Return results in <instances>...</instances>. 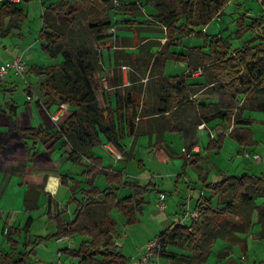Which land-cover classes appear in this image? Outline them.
<instances>
[{
	"label": "trees",
	"instance_id": "trees-1",
	"mask_svg": "<svg viewBox=\"0 0 264 264\" xmlns=\"http://www.w3.org/2000/svg\"><path fill=\"white\" fill-rule=\"evenodd\" d=\"M30 1L34 0H21L17 5L8 0L0 3L1 36L7 35L4 31L7 19L23 21L27 18L25 10L19 5ZM114 1L81 0L79 5H73L68 0H61L43 8L41 50L51 59L62 57L63 61L44 71L47 79L42 84V91L48 101L46 104L39 100L36 103L41 110L42 128H18L16 105H10L7 115L3 106H0V114L8 116L13 122L16 132L12 135L18 134L20 141L25 137L34 141L43 140L52 148L54 143L64 138L71 146L69 160L73 164L81 165L84 160L92 163V167L85 172L89 177V187L81 190V198L77 197V188H72L73 194L68 205H74L73 218L66 219L67 206L63 209L50 206L47 219L55 224L56 233L50 237H38L32 244V250L27 253L19 252L18 243H12V252L3 257L9 264H24L25 258L35 247L45 240L60 236H69L71 239L86 237L78 249L63 250L64 254L77 259L78 264H129L117 242V222L112 213L117 209L128 225H135L139 222L137 214L143 213L146 195L151 191L162 192L153 182L143 185L131 181L121 172L104 167L94 153L103 144V138L124 158L132 159V152H127L122 145L126 137L139 138L144 133V124L152 118L165 117L167 113V117L172 118L195 108L202 123L210 125L216 121L226 122L233 126L229 136L241 146L256 144L250 130L254 120L246 113H264V43H248L232 51L230 42L212 36L205 40L203 47L191 49L189 56L170 52L171 47H181L183 40L189 36L203 37L202 30L221 17L232 0H173L171 3L158 4L154 23L162 26L159 31L165 35L167 42L165 45L160 42L149 44L148 47H158L160 51L150 54L146 62L130 61L139 70L138 77L134 74L129 76L130 86H124L121 79L116 85L112 101V95L101 85L104 72L102 48L113 37L105 33L114 26L110 12H122L134 18L144 17L136 4L143 0L118 6H115ZM100 4L107 11L105 18L99 9ZM81 23L84 26L78 27ZM124 24L139 33L146 29L145 25H149L139 21H127ZM238 26L239 32L247 29L245 21L239 22ZM249 29L257 30L264 40V17L255 18ZM138 41L136 45L142 42ZM204 49H208L209 54H205ZM192 53L198 54V62L192 61ZM207 56L212 59L208 66L205 65ZM168 60L174 63L189 61L191 70L202 69L205 83L200 86L188 85L185 77L164 78V67ZM146 77L150 81L149 86L155 84L163 90L157 102L150 98L152 91L148 89L149 86L145 87L143 80ZM206 88L205 93L220 96V102L206 104L190 101L191 94H198ZM27 92L32 98L29 89ZM53 105L72 107L74 110L58 125H54L44 112ZM10 140L8 134L0 133V144H9ZM225 141L226 135L220 134L209 142L206 152L219 154ZM203 160L204 157L199 154L186 159L189 165L194 166ZM100 175L105 176L109 183L106 190H100L94 184ZM67 179V176H62V183H66ZM205 188L212 197H204L195 205L199 219L190 221V224L179 221L158 234L156 239L159 247L154 252L158 250L161 255L177 258L167 249L186 247L190 251L185 258L189 264H211L209 260L212 258L213 245L219 240L231 246L241 244L246 254L247 240L242 236L248 235L255 224L260 225L259 239L264 240V174L225 175L217 182L206 184ZM123 190H129L131 195L120 198L119 193ZM215 198L216 205L213 203ZM259 200H262L261 204ZM218 255L220 259H227L226 264H238L228 252L221 251Z\"/></svg>",
	"mask_w": 264,
	"mask_h": 264
},
{
	"label": "crops",
	"instance_id": "crops-1",
	"mask_svg": "<svg viewBox=\"0 0 264 264\" xmlns=\"http://www.w3.org/2000/svg\"><path fill=\"white\" fill-rule=\"evenodd\" d=\"M136 0H115L114 4L115 6L122 5V4H131L135 3ZM262 4H264V0H260ZM232 4V1L230 2ZM229 3V4H230ZM140 9L143 12L144 17L141 18H134L130 14H124L122 12H116L118 14H122L120 17L124 22L127 21H139L143 23H147L149 25H145L144 28L138 36L133 34V30H131V33L126 37L125 40H122L118 34L112 37V39H108L106 43H108L110 40H114L113 43L115 44L116 41H118V44L114 45V47L111 46L109 50V55L107 58V62L103 59L104 62V70H107L108 68H123V67H129L131 68V65L127 64V62H130L132 60H142L143 62H146L150 54H157L160 51V48L158 47H148L149 44H153V42H160L161 45H165L167 42V39L165 35L159 31L161 27L152 28L151 22H156L155 20L149 19V10L152 11L151 7L147 5V0H143L141 2H136ZM228 4V6H229ZM17 5V4H16ZM145 7H148V11L145 10ZM43 9V8H42ZM227 8L224 9V12L221 17L225 15ZM26 12V10H25ZM111 14V12H110ZM260 16L264 15H259ZM111 17V15H110ZM221 17L215 19L214 21L220 19ZM248 18V17H247ZM8 20V19H7ZM6 20V21H7ZM246 26L249 27L250 25L246 23ZM120 29V27H117ZM148 28V29H147ZM117 29V30H118ZM160 32L161 35H156L154 33H151V31ZM20 32L22 30H19ZM257 31V30H256ZM255 30L253 32H256ZM143 32H147V34H144ZM258 32V31H257ZM119 33V32H118ZM23 33H20L19 35L22 36ZM163 34V35H162ZM206 38H210L212 36L204 34ZM218 38H222L223 40H227L232 45V51H234L237 48L233 47L232 42L230 39L225 38L221 34L215 35ZM194 36H189L185 39L184 46L179 47H171L170 52L171 53H179L184 56H189L191 54L190 50L194 48H199L198 45L188 46L187 42ZM262 38V37H261ZM134 40H136V43L134 45ZM138 40H142V42L138 44ZM120 41V43H119ZM123 41V42H121ZM247 43L245 44V46ZM33 46V45H31ZM38 46V44L35 43L32 49L28 50V52H25L24 57L28 56L30 57L29 63H31L29 67L30 71L38 72L39 74H44V71L46 68L59 65L62 63L63 58L59 57L55 61V64L53 65H47V63L44 62L43 52H34V54H30V52L35 49ZM242 48V47H240ZM205 54H209V51L207 49H204L203 51ZM43 55V56H42ZM103 56V51H102ZM18 57V56H16ZM46 57H48L46 55ZM128 59L127 62H122V59ZM24 59V58H23ZM192 61H199V56L196 53H192L191 55ZM37 60H39L41 63H38ZM62 60V61H61ZM10 61V60H9ZM25 61V59H24ZM8 62V61H6ZM5 62V63H6ZM212 62V59L210 57H206L205 59V65H210ZM5 63H2L0 66H3ZM153 61L150 63L147 76L150 73V70L152 68ZM28 65V64H27ZM132 70V68H131ZM130 73V72H129ZM164 78H175V77H185L188 85H203L205 83V76L202 69L197 70H191L189 67V61L186 62H180V63H174L172 60H168L165 67H164ZM12 76L16 77L13 73H11ZM11 76V77H12ZM190 76V77H188ZM42 78V77H41ZM47 79V78H46ZM45 79V81H46ZM123 80L124 86H130L131 82L128 79V73L126 71L121 72V74L118 75V77L115 79L113 85L111 88H109L107 85H104L105 91H110L117 89V84L120 80ZM129 82V83H128ZM145 83L146 80H143ZM150 82V81H148ZM149 86L148 83H145V87ZM30 92L34 94L32 86L28 87ZM152 91L150 94V98H154V102H157V98H159L162 95V91L160 86L152 84L148 87ZM155 89H157L155 91ZM206 89L201 90L200 93L192 95L190 101L195 103H216L220 102V98H218V95H209L206 94ZM156 92V93H155ZM31 93V94H32ZM109 93V92H108ZM112 95V101H113V94ZM44 97V96H43ZM217 97V98H216ZM34 95H32V98L29 97V99L32 101L34 100ZM41 100L42 104H46L48 101V98H39ZM152 100V101H153ZM16 105V115L18 120V128L20 129H29V128H42L43 126V119L41 115V110L38 108V106L35 104L36 102H25L24 104H19L16 102H12ZM3 109L6 112V115L8 114V110L3 107ZM72 107L67 106H58L53 105L51 108L47 111L45 110V114L50 120L52 121V124L58 125L63 119L68 117L73 112ZM185 111V110H184ZM0 114V128L4 131V133L8 134L9 137L13 138L12 141L9 143L8 147H4V153L8 155L7 159L4 160L0 158V264H9L4 260V255L10 254L13 250L12 243H18L19 247L18 250L21 253H27L32 250V244L36 241L38 237L37 236L35 241H33V229L35 228V222L36 219L39 218L41 221H45L46 224H52L53 222H49L47 219V211L50 206H59L61 209H63L67 205V212L70 213V210H74V205H69L68 202L70 198L72 197L73 191L72 188H77L76 194L78 198H81V190L87 189L89 187L88 179L89 177L85 174L91 167L92 163L84 160L81 165L73 164L69 160V155L72 152L71 146L66 142L64 138H60L56 143H54L53 147L50 148V144L44 143L43 140L40 141H34L28 137H25L22 139V141L19 140V135H12L14 132H16L15 127L13 125V122L8 118V116ZM169 114H165V117L160 118H152L150 121H148L145 126V130H143V135H141L139 138L135 139L133 137H126L122 141V145L124 146L125 150L127 152H132L134 158L127 159L126 157L123 160H118L117 155L121 154L119 153L112 145L108 144L106 140L103 138V144L94 150V153L96 157L99 159L101 164L106 167L110 168L116 172L123 173L125 170V167H121L120 164L123 162H128L129 160H138V152L141 150L144 153H148V155H153V153L157 154L159 158L164 162L166 166L172 165L175 170H178V168H182L183 170V178L185 180V183L187 185V192L188 197L185 200L177 199V201L166 204V195L164 193H160L159 195V201L157 204V208L159 212L155 216V219H157L159 222H164L167 220L168 214L167 211L170 209L175 210L174 213L177 215L175 218V222L177 223L180 221L181 218L185 215V211L187 208H190L191 211H195V206H193V203L195 202V198L198 199L197 203L202 200L205 196V185L210 182H217L219 181L223 176L225 175H231L233 174V169L228 170L226 173L225 169L219 166L217 163L210 165L208 167L204 166L203 160L197 167H200L202 169L201 175L196 179L197 182L194 183L192 181L191 176L188 174L190 173V168L192 167L189 165L186 161L185 164H182L181 159H187V154H190L192 156L194 155H202L204 159L208 155L206 152V147L208 143L212 139H216L220 134H229L232 129L228 132L219 131L217 132L220 127L224 124V122L216 121L212 123V125H206L201 122L199 114L195 108H191L186 110L183 114H177L176 116L170 118L167 117ZM61 116L60 121H55L54 117ZM159 117V116H157ZM252 117V116H251ZM147 125V126H146ZM52 131V130H51ZM143 138H147L148 142H142ZM253 138V137H252ZM180 139L179 145L181 146L180 149L183 150L182 154L180 151H175L174 144L176 140ZM14 140H17L15 142ZM228 142V139L225 141L224 148L226 147ZM253 142H256V140L253 138ZM155 147V148H154ZM7 149V150H6ZM140 149V150H139ZM246 152L248 149H244ZM221 153V152H220ZM215 154V153H212ZM254 153L253 155H255ZM249 156V155H247ZM253 157V156H252ZM141 165L144 166V160H139ZM264 166V164H263ZM262 165L260 166V168ZM215 173L216 180L210 181V174ZM124 175V174H123ZM62 176H67L68 179L66 180V183H62ZM181 176V175H177ZM179 179V178H178ZM94 184L97 188L100 190H106L109 188V183L106 180V177L103 175L98 176ZM199 184H203L202 187H200ZM177 189V188H176ZM199 191V194L197 192ZM161 194H164L165 199V208H160L161 203ZM131 195V192L129 190H123L119 193L120 198H125ZM28 204V208H27ZM174 205V206H173ZM38 214V217L34 214V211H40ZM69 210V211H68ZM74 212V211H73ZM73 216L71 217V219ZM30 225H28L29 220ZM70 219V220H71ZM26 221V224L24 225V222ZM255 223H256V217H255ZM55 226V224H54ZM172 227V226H171ZM170 227V228H171ZM56 228V227H55ZM255 235H260L261 233V227L260 225L255 224ZM157 236V235H156ZM155 236V237H156ZM43 237V236H42ZM86 237L82 236L81 239H85ZM242 238H245L247 240L246 242V248L247 253H243L242 245L236 244V245H229L228 243L223 244V248L220 247L218 252L223 251L225 248H232L230 257L233 258L234 261H236L238 264H253V252L252 247L254 248H260L263 247V256L261 258V261H264V245L260 240L254 239L252 235L248 234L245 236H242ZM154 239H148L145 243H148L150 240ZM56 240V239H55ZM251 240V241H250ZM264 241V240H262ZM28 245V246H27ZM143 244V256H145L146 249L144 248ZM27 246V247H25ZM219 248V246H215L213 249V252L215 249ZM37 247L34 249L28 257L33 256V253ZM69 249V248H68ZM70 249H73V247H70ZM255 249V250H256ZM59 250H64L59 249ZM58 250V251H59ZM242 250V251H241ZM240 251V252H239ZM242 253V254H241ZM67 256V255H66ZM28 257L25 258L24 264H28ZM65 257V254H64ZM57 258V254H56ZM17 259V256L14 257V260ZM219 260V259H218ZM224 261V264H226L227 259H221ZM37 262L44 264L45 262L41 259L37 258ZM155 264H160L159 260H154ZM260 261V262H261ZM255 261L254 264H256ZM51 264H54V262ZM139 264H142V260Z\"/></svg>",
	"mask_w": 264,
	"mask_h": 264
},
{
	"label": "rangeland",
	"instance_id": "rangeland-1",
	"mask_svg": "<svg viewBox=\"0 0 264 264\" xmlns=\"http://www.w3.org/2000/svg\"><path fill=\"white\" fill-rule=\"evenodd\" d=\"M61 0H34L30 2H24L20 4L19 6L26 10L27 18L23 21L17 20V19H8L5 22V28L4 31L6 32V36L0 35V65L2 63H5L6 61H11L12 59L16 58V56H21L25 59V62L28 64V66L31 64L29 63L30 57L25 56L24 53L28 52V50L32 49L33 46L38 44V46L33 49L30 54H34V52H43L41 50V43H40V33L43 27V21H42V14L44 7L50 5L51 3H57ZM73 5H79L81 0H68ZM167 2L171 3L173 0H147V5H149L152 9L150 11L148 7H145V10L148 11L149 19L155 20L156 16L158 15L157 5ZM99 9L102 13V17H107V11L103 5H98ZM227 10L225 12V15L221 17L220 19L213 21L209 26L204 28L203 34L206 33V35L209 36H215L217 34L223 35L225 38L230 39V41L233 44L234 48H240L244 47L245 44L251 43H264V40L261 38L263 35L259 32H253L247 27L245 30H241L239 32V22L245 21L250 26L252 25V22L254 21L255 17H258L259 15H264V4L260 2V0H232V4L230 3L229 6L226 7ZM111 18L113 20L114 26L112 29L115 31L113 32L112 29H108L105 31L106 34L115 36L116 34H120V38L122 40H125L126 37L131 33V29L129 25H125L124 21L118 16H121L122 14H118L114 11L111 12ZM248 17V18H247ZM152 28H159L162 26L155 25L154 22H151ZM84 26L83 23L78 24V27ZM120 27L118 29L117 27ZM128 27V28H127ZM118 29V30H117ZM19 30H22L21 32ZM119 32V33H118ZM20 33H23L22 36L19 35ZM139 31L134 30L133 34L138 36ZM144 34H147V32H143ZM156 34L161 35L160 32L157 31H151V33L148 34ZM163 35V34H162ZM194 37L187 42L188 46L198 45L199 47H203L205 45V40L207 38L205 36L198 37L196 35H193ZM188 38V37H187ZM112 39V38H110ZM186 39V38H185ZM183 40V46L184 41ZM114 40H110L108 43L103 45L102 51H103V59L107 62V58L109 55V50L111 46H114L113 43ZM123 42V41H121ZM120 43V41H119ZM33 45V46H31ZM182 46V47H183ZM180 49L179 47H177ZM208 50V49H207ZM209 51V50H208ZM38 52V53H39ZM45 54V53H44ZM43 56V55H42ZM43 60L47 65H54L55 61L54 59H51L50 57L43 56ZM62 61V60H61ZM122 62L129 61L128 59H122ZM38 63H41L39 60H37ZM130 62H127L129 64ZM104 65V62H103ZM131 65V64H129ZM1 67V66H0ZM132 68V70H131ZM131 68L128 67V79L131 74H134L136 77H138L139 70L135 69L132 65ZM136 72H134V70ZM121 72H124L122 68H108L107 70L103 72L101 76V85L104 88V85H107L109 88L113 85L114 78L116 79ZM130 72V73H129ZM8 75L7 79L4 81H0V106H3L5 109L9 110V107L12 102H16L19 104H24L25 102H36L39 100V98L45 97L44 92L42 91V84L45 82L46 74H39L35 71H28L27 74L24 77H14ZM42 77V78H41ZM144 80H146L145 83L148 82V77H146ZM130 81V79H129ZM129 83V82H128ZM144 83V84H145ZM32 86L34 94V100L29 99V94L27 90L28 87ZM105 90V89H104ZM109 93L113 94L114 91L110 90ZM148 94V91L147 93ZM207 94V93H206ZM44 96V97H43ZM46 98V97H45ZM217 98V97H216ZM220 98V96H218ZM41 101V100H39ZM42 102V101H41ZM35 103V104H36ZM247 116H252V119L254 120L253 125L250 127L252 137L256 140V144L245 147L241 146L237 141H235L232 137L229 136V134L226 135V139H228L227 145L221 153H215V154H208L206 158L204 159V166L208 167L213 164H218L222 168L225 169L226 173L228 170L233 169V174L231 176H241L244 173H250V174H257L262 175L264 174V113L255 111V112H247ZM212 125V124H211ZM232 129V126L230 124L224 122L222 127L217 131H224L228 132ZM4 131L0 128V133H3ZM12 141L13 138H10ZM17 142V140H14ZM142 142H148V139L143 138ZM180 139L176 140L174 144L175 151H180ZM209 144V143H208ZM9 144H0V158L6 160L8 155L4 153L3 149L4 147H8ZM155 148V147H154ZM248 151L246 152V150ZM7 150V149H6ZM140 150V149H139ZM183 150L180 151L182 154ZM256 153L260 155L262 162L257 163L253 159V154ZM138 160H129L128 162H123L120 164V166L125 167V170L123 172L124 176L128 177L131 181H137L143 185H147L150 182H153L154 184L158 185L160 187V191L166 195V204L172 203L177 201V199L185 200L188 197L187 192V185L185 183V180L183 178V170L182 168H178V170H175L172 165L166 166L164 162L159 158V156L155 153L153 155H148V153H144L141 150L138 152ZM249 155V156H247ZM143 159L144 166L141 165L140 161ZM182 164L186 163L185 159H181ZM262 167L260 168V166ZM190 173H188L192 181L194 183L197 182V178L199 181V177L201 175L200 167L191 165ZM181 176H177V175ZM179 178V179H178ZM215 173L210 174V181L216 180ZM198 183V182H197ZM200 187L203 186V184H199ZM177 188V189H176ZM205 196L207 198H211L212 194L205 188ZM199 194V191L197 192ZM159 195L160 192L157 191H151L149 194L146 195V203L144 205L143 213H138L137 217L139 219V222L135 225H128L125 218L122 216V214L115 209L112 213L113 218L117 222V227L115 230V235L117 242L120 246V250L122 253L128 258L129 264H139L142 260L143 256V244L144 248H146L145 243L148 239H151L154 237V239L150 240L149 242H152L156 240V235L168 230L175 222V218L177 215H175L174 211L170 209L167 211L168 217L167 220L164 222H159L157 219H155V216L159 212L157 208V204L159 201ZM198 199L195 198V202L193 203V206L197 204ZM213 203L217 204V198L213 199ZM262 203V200H259V204ZM67 206V205H66ZM69 206V205H68ZM174 206V205H173ZM40 211H34V214L36 217H38V214ZM69 211V210H68ZM73 211L70 210L69 212H66L65 217L66 219L70 220L73 216ZM188 224H190V221H187ZM26 224V221L24 222V225ZM255 225L253 226L251 232L249 233L252 235L254 239L260 240L259 235H255ZM33 241H35L37 236H43V237H50L53 236L56 233V228L54 226V223L46 224L45 221H41V219L37 218L35 222V228L33 229ZM83 239L81 237H75L71 239L70 243H64L60 244L58 243L54 238H51L49 240H45L41 243V245L37 246V249L33 253V256L28 257V264H42L36 261L37 258L44 261V264H51V262L56 261V254L58 253L59 249H66L73 247V249H78L80 246V243ZM251 241V240H250ZM262 244L264 245V241L260 240ZM225 242L222 240H219L214 243L215 246H219V248L215 249L212 253V258L209 260L211 264H224V261L219 258L218 251L220 247L223 246ZM36 248V247H35ZM223 248V247H222ZM232 248H225L223 249V252H228L231 254ZM253 253V264L255 261L256 264H264V261H261V258L263 256V247L260 249L259 247L256 249L252 247ZM256 249V250H255ZM242 251V250H241ZM167 252L170 254H173L177 258H169L164 255H161L158 250L154 252V260H159L160 264H189L188 261L185 259L188 257V254H190V251L186 249V247H169L167 249ZM240 252V251H239ZM242 254V253H241ZM30 255V254H29ZM219 259V260H218ZM64 261L68 264H78V260L71 257L66 256L64 257ZM261 261V262H260ZM4 264V263H3ZM154 264V263H153Z\"/></svg>",
	"mask_w": 264,
	"mask_h": 264
},
{
	"label": "built area",
	"instance_id": "built-area-1",
	"mask_svg": "<svg viewBox=\"0 0 264 264\" xmlns=\"http://www.w3.org/2000/svg\"><path fill=\"white\" fill-rule=\"evenodd\" d=\"M4 0H0V3H2ZM9 2L15 3V4H19L21 3V0H8ZM112 31L114 32L115 30L112 29ZM124 71H128L127 67H123L122 68ZM29 71V67L27 65V63L24 61L23 57L18 56L14 59H12L11 61L6 62L3 66L0 67V81H4L7 79L8 75H10L11 73H13L15 76H19V77H24L26 75V73ZM61 116H56L54 117L55 121H60ZM187 157H191V153L187 154ZM117 159L118 160H123L124 157L123 155L119 154L117 155ZM253 159L255 162L260 163L262 162V159L260 157V155L255 154L253 155ZM161 203H160V208L164 209L165 208V196L161 195ZM199 219V214L198 212L195 211H191L190 208H187L185 215L183 216V218L180 219V222L182 223H187V221H196ZM56 241L60 244H64V243H70L71 242V238L69 236H60L58 238H56ZM159 247V241L158 239L149 242L146 245V252H145V256L142 259V264H153V259H154V250ZM54 264H68L64 261V253L62 250H59L57 253V258L56 261L54 262Z\"/></svg>",
	"mask_w": 264,
	"mask_h": 264
}]
</instances>
